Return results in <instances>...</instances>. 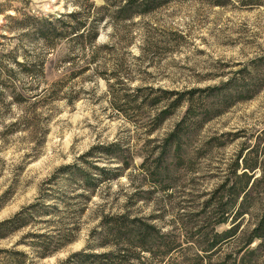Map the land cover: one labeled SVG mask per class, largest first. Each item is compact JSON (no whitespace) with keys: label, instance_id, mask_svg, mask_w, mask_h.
<instances>
[{"label":"rangeland","instance_id":"rangeland-1","mask_svg":"<svg viewBox=\"0 0 264 264\" xmlns=\"http://www.w3.org/2000/svg\"><path fill=\"white\" fill-rule=\"evenodd\" d=\"M123 2L0 0V223L24 213L1 230L0 264L16 251L25 264H62L115 250L101 235L123 213L158 230L147 264H264V237L244 245L264 178L238 234L210 249L233 225L217 223L229 197L216 190L236 180L237 161L238 173L256 162L258 179L264 167V0H169L129 16ZM71 11L82 34H38L36 19ZM234 77L238 90H208ZM195 89L206 90L165 152Z\"/></svg>","mask_w":264,"mask_h":264},{"label":"trees","instance_id":"trees-1","mask_svg":"<svg viewBox=\"0 0 264 264\" xmlns=\"http://www.w3.org/2000/svg\"><path fill=\"white\" fill-rule=\"evenodd\" d=\"M168 1L169 0H124V2L121 3L119 6V10L120 14L125 13L124 16H129L133 14H128L127 12L145 14L158 8L159 6L163 5ZM101 8L105 9L104 6ZM79 16V11H71L70 13L61 14L60 16L54 18H44L41 21L36 18L33 19H36L35 27L37 29L38 34L45 41L53 42L54 40L61 39L62 37H65L69 34L75 33V36H78V34H82L78 32L82 28L86 27V23L84 21H80ZM19 23L22 24V21H19ZM96 29L97 26L95 25V23L91 25L90 29H88L90 39L92 40L95 39L97 36ZM17 63L20 64L19 62ZM1 64L2 63L0 62V65ZM2 69L4 71V68ZM240 86L242 85H239L238 77H234L224 85L220 87H214L212 89L208 88V90L212 91V93L214 94H219L220 92L222 93L223 89H228L234 92L238 90ZM204 90L206 89H195L189 92L190 97H188L187 100H189L190 103L188 105L186 114L181 120V122L177 124V128L175 127L176 129L172 132L173 135H169L166 139V143L164 144L165 152L166 148L171 147L177 142V138H179V124L185 121L187 115L190 116V112L191 114H195V111H193L192 109L195 105L194 98L196 92ZM12 94L15 102H21L24 100V97L20 95L19 92L17 93L13 91ZM1 96L2 94L0 91V101ZM197 98L201 99V96L199 95ZM230 98H233V96H231ZM185 99V92L178 93V97H176L173 106H177ZM199 121L200 120H197L196 122ZM163 155H165L164 152ZM154 161L155 164L158 165L159 157H157V159H155ZM245 163L248 164L247 159L245 160ZM257 166L258 165L256 164V162L253 164V166L246 165L244 167V169L246 170L238 173L239 161H237L236 168L234 169L236 180L231 185H229L228 180H225L216 190L217 192H222V195H220L221 200H223L225 195L229 197L228 201H226L225 203H220L222 207V213L217 218V223H227L231 218V220L233 221V225L223 231L215 232L214 241L211 244L210 249L215 248L217 245L229 240L230 238L235 237L238 234L241 222L243 221L242 218H244V214L247 210L246 206L249 204V200L252 196L251 193L256 188L257 182L261 181L264 178V167L261 174V178L258 179L257 177H255L254 170L257 168ZM215 198L216 196L211 197V199L208 200L209 203L214 204L216 200ZM225 205L227 207H225ZM229 210L231 211L230 213ZM231 213H233L232 216H230ZM23 215L24 213H18L13 218H9L2 221L0 223V237L4 236V233L1 230H5L8 225L14 224L17 221L21 222V220L24 218ZM157 231L158 230L154 224L144 221L136 216L131 218L128 214L123 213L116 217H111V219H109V223L105 229V232L101 235L100 247L107 246L109 240L112 239L115 240V246H117L115 250L103 252L93 250L92 248L90 250H81L79 252L73 253L66 261H64L65 263L62 264H147V262L142 259L144 255H141V253L144 254V252L153 250V240L155 238V232ZM263 237L264 212L260 215L254 229H252L249 235L245 238L244 245L248 248L254 242V240L261 239ZM22 256L23 254L17 251L16 253L12 252L11 256L8 258L9 263L7 264H25V261L21 259Z\"/></svg>","mask_w":264,"mask_h":264}]
</instances>
